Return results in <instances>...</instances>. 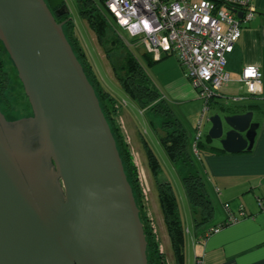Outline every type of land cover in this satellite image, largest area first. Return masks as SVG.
<instances>
[{"label": "water", "instance_id": "95a60500", "mask_svg": "<svg viewBox=\"0 0 264 264\" xmlns=\"http://www.w3.org/2000/svg\"><path fill=\"white\" fill-rule=\"evenodd\" d=\"M70 14L65 0H0V40L33 112L11 123L0 109V264H148L115 137L57 22ZM238 102L209 118V138L230 154L252 151L259 129Z\"/></svg>", "mask_w": 264, "mask_h": 264}, {"label": "crops", "instance_id": "0c3cea01", "mask_svg": "<svg viewBox=\"0 0 264 264\" xmlns=\"http://www.w3.org/2000/svg\"><path fill=\"white\" fill-rule=\"evenodd\" d=\"M251 3L256 9V16L253 21L243 25L242 37L237 42L233 53L227 57V72L232 81L215 98L213 105L220 106L226 101H239L238 104L245 105L249 111L254 112V121L259 124V129L254 147L250 152L230 154L225 151H214L211 153L210 147L221 149L219 144L212 142L198 155L199 165L195 163L194 168L202 175L206 183L215 213L210 223L196 224L194 232L187 229L189 238H186V264H264V207L260 204V202H264V0H251ZM247 66H257L263 74L259 96H248L244 84L239 82L242 72ZM171 68L174 71L171 76L169 75V79L165 78L166 75L163 78L160 77L165 92L164 99L170 104L172 102L180 105L198 102L197 93L183 74L184 72L182 73L180 70L179 64L173 62ZM96 70L99 72L98 68ZM168 98L170 99L168 100ZM121 102L126 103L127 108L131 106V110L123 106L118 120L130 145L134 162L139 169L143 193L146 198L152 193L150 180L156 190L159 182H173L171 175V179L161 177L163 170L157 177L153 174L143 143L144 139L149 143L162 165L161 156L154 152L148 134L143 135L142 131V128L146 126L161 129V124L156 122L159 118L142 110L133 101L131 104L125 100H121ZM135 108L139 109L141 115L147 118L145 122L139 121L136 117ZM174 167L182 180L183 168L177 165ZM226 206L229 210L226 209ZM191 209L193 214L199 218V214L195 213L192 206ZM241 209L244 210L246 216L238 223L205 236L209 229L226 221L228 211L239 216ZM197 220L199 219L195 221ZM199 226L204 227L199 228Z\"/></svg>", "mask_w": 264, "mask_h": 264}, {"label": "trees", "instance_id": "16d2710c", "mask_svg": "<svg viewBox=\"0 0 264 264\" xmlns=\"http://www.w3.org/2000/svg\"><path fill=\"white\" fill-rule=\"evenodd\" d=\"M103 2V0H102ZM104 3V2H103ZM79 12L81 16L89 23L90 28L96 35L99 44L105 47V39L110 25L105 16L93 5L90 0H78ZM57 22L64 24L63 29L71 44L78 60L82 64L84 71L96 91L103 113L110 125L112 133L115 137L117 147L124 165L125 173L128 181L133 189V193L140 210L144 203V193L141 184L139 169L134 162L130 145L124 136L120 124L119 116L123 108V102L117 96L108 90L100 78L94 64L83 48L80 39L76 35V29L73 20L69 16L57 19ZM115 43L125 46L122 37L116 39ZM7 53L4 44L0 40V53ZM8 54V53H7ZM9 56V55H8ZM144 57L150 66L157 64L152 56L147 52ZM170 56L163 58V61ZM111 62V61H110ZM13 63V62H12ZM14 66V64H13ZM3 62L0 58V101L4 104L7 98L4 94L5 86L2 80ZM15 68V66H14ZM113 74L118 81L123 93L142 110L148 111L161 120V129L164 135L160 137L162 146L164 147L170 161L177 166L183 168L182 183L186 191L189 203L199 214L198 225H206L214 218V206L210 199L206 183L202 175L194 168L195 160L189 151V137L183 123L176 117L170 103L164 99L163 94L152 80L151 76L145 69L140 59L132 52L128 51L126 57L120 64H111ZM16 70V68H15ZM17 72V70H16ZM18 75V73H17ZM19 79V77H18ZM20 81V79H19ZM21 83V81H20ZM22 85V83H21ZM24 93V101L29 114L32 115V107ZM216 98V97H215ZM214 99L209 102V106L214 103ZM6 106V105H5ZM144 135V134H143ZM209 136H206L205 143L198 142L197 149L200 155L202 149L212 144ZM144 147L147 153L149 167L153 174L157 177L163 170L159 158L153 153L149 143L144 139ZM224 150L210 147V152ZM158 199L162 210L164 222L167 228L171 248L174 253L176 264H186V238L187 232L183 225L182 215L180 211L179 198L173 182H159L157 184ZM142 204V205H141ZM141 221L144 226V232L147 240V257L148 264H168L163 253H160L158 243L156 242L152 227H150L148 217L140 210Z\"/></svg>", "mask_w": 264, "mask_h": 264}, {"label": "built area", "instance_id": "2783aa9c", "mask_svg": "<svg viewBox=\"0 0 264 264\" xmlns=\"http://www.w3.org/2000/svg\"><path fill=\"white\" fill-rule=\"evenodd\" d=\"M119 28L134 45H143L155 61L176 56L185 77L204 101L201 129L209 102L232 80L227 72V57L242 37L243 25L256 16L251 0H103ZM242 14V17L238 16ZM125 40L124 38H122ZM125 43L130 46L127 40ZM263 74L257 66H247L239 80L248 96H259ZM126 105V103H124ZM200 131L195 144L201 141ZM264 207V202H260ZM226 209L228 207L226 206ZM246 216L228 211L226 221L206 232L205 236L238 223Z\"/></svg>", "mask_w": 264, "mask_h": 264}, {"label": "rangeland", "instance_id": "374dc122", "mask_svg": "<svg viewBox=\"0 0 264 264\" xmlns=\"http://www.w3.org/2000/svg\"><path fill=\"white\" fill-rule=\"evenodd\" d=\"M65 1L71 12L70 18L74 22L76 35L80 39L83 48L86 50L90 61L95 64L96 68L99 69L101 75L99 74V72L98 74L100 75L104 86L122 101L125 100L127 103L131 104V100L123 93L119 83L117 81L115 83L116 78H114V74L112 73L110 65L120 64L126 57L129 50L132 51L140 59L145 69L151 76L152 80L157 84L159 90L163 95H165V92L164 88L162 87L160 77L163 78V76L165 77L166 75L165 78L169 79V75L171 76L172 71H174L171 68L173 62H177L179 64V67L181 68L180 70H182V73L184 72V69L181 67L179 60L176 56H170L161 63H157L153 66H150L144 57V53L146 52L144 46L139 44L134 45L133 42H131L124 30L118 27L115 19L110 15L102 0H90L93 5L103 14V16H105L106 20L108 21V24L110 25L105 39L106 45L105 47H102L99 44L95 33L90 28L88 21L81 16L79 12L78 0ZM119 37H122L129 43H131L130 46L125 43V40L124 43L126 47L120 45L119 43H115L116 39ZM0 58L3 62L2 80L5 86L4 94L7 98L6 104H3L2 101H0V105H6L5 107H7V115L11 120L18 121L25 119L31 115L29 114V111L26 108V103L24 101V93L22 90V85L18 79L17 72L13 66L12 60L10 59L7 53H0ZM105 84H107L108 86ZM219 95L220 94H218V96ZM169 99L170 98H168V100ZM224 103L232 102L226 101ZM122 105L125 106L124 103ZM170 105L172 106L176 117L183 123V126L186 129V132L189 137L190 154L195 160L196 165H199V157L195 153V144L197 141V137L201 131V141L204 143L206 135L211 129V124L207 121V119L204 120L201 129H198L199 121L201 120V117L203 115L204 101L199 99L198 102H188L181 105L171 102ZM217 108V105H210V110L206 114V118H210L213 114L217 113ZM126 109L131 110V106H129L128 108L126 107ZM134 114L139 119V121L145 122L147 119L146 117L141 115L139 109L137 108H135ZM156 122H158V124H161L160 119ZM142 131L143 134H148V138L150 139L154 152L158 154V156H161V159L163 161V174L161 175V177H167L169 179L172 178L179 198L180 211L186 231L189 228L190 231L194 232L196 229L195 226L197 224L195 220L199 218H197L193 214V210L191 209V205L185 194L180 174L174 167L173 163L170 161L169 157L166 155L163 146L159 141V136L164 135L163 132L159 128L154 129L152 126L143 127ZM150 187L152 193H150L149 196H146V198L144 197V203L143 205L141 204L143 207L140 208V210L148 217L150 221L149 224L150 227H152L153 229L160 253L164 254L168 264H176L166 225L164 223L160 202L158 200V193L157 190L154 188L153 184L151 183V180ZM203 227L204 226H199V228ZM187 237L189 238L188 231Z\"/></svg>", "mask_w": 264, "mask_h": 264}, {"label": "flooded vegetation", "instance_id": "af4514ba", "mask_svg": "<svg viewBox=\"0 0 264 264\" xmlns=\"http://www.w3.org/2000/svg\"><path fill=\"white\" fill-rule=\"evenodd\" d=\"M52 12H53V14H55L56 11L54 10ZM61 18H57V19H61ZM0 109H1L2 114L5 117L6 121H9L11 123H14L15 122L14 120H11L9 118V116L7 115V107H5L4 105L1 104L0 105ZM32 116H33V112H32V115L31 116H29V117H27L25 119H28V118H30ZM11 129H12L13 132L15 131L17 137H19V138H21V139H23L25 141H27V139L32 140L34 138L33 137V135H34V129H33V127L30 124H28V125L25 124L24 126H22V125H18L17 126V124H12Z\"/></svg>", "mask_w": 264, "mask_h": 264}]
</instances>
